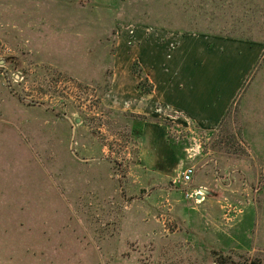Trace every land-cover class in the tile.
Returning a JSON list of instances; mask_svg holds the SVG:
<instances>
[{
	"label": "rangeland",
	"instance_id": "1",
	"mask_svg": "<svg viewBox=\"0 0 264 264\" xmlns=\"http://www.w3.org/2000/svg\"><path fill=\"white\" fill-rule=\"evenodd\" d=\"M79 9L88 23L49 37L63 55L40 57L22 0H0V264H264V52L216 129L167 119L179 160L166 177L134 165L136 120L103 102L119 29L264 45V0Z\"/></svg>",
	"mask_w": 264,
	"mask_h": 264
},
{
	"label": "crops",
	"instance_id": "2",
	"mask_svg": "<svg viewBox=\"0 0 264 264\" xmlns=\"http://www.w3.org/2000/svg\"><path fill=\"white\" fill-rule=\"evenodd\" d=\"M118 3L119 0H22L23 37H28L25 41L33 56L60 57L63 53L55 52L57 46L49 43V37L55 39L73 22L77 25L84 19L88 23L87 16L79 14V7L108 10ZM41 16L49 20V35L39 27L44 21H37ZM12 34L16 36L18 32ZM90 38H95L94 31ZM115 49L103 102L110 110L136 120L134 165L150 167L156 175L166 177L168 171L176 168L179 157L168 142V127L164 123L171 118L216 129L258 65L264 45L243 38L203 33L180 35L138 26L119 29ZM134 62L152 85L150 93L138 88L141 78L132 72Z\"/></svg>",
	"mask_w": 264,
	"mask_h": 264
},
{
	"label": "built area",
	"instance_id": "3",
	"mask_svg": "<svg viewBox=\"0 0 264 264\" xmlns=\"http://www.w3.org/2000/svg\"><path fill=\"white\" fill-rule=\"evenodd\" d=\"M1 52L5 55L8 54V50L7 49H1ZM3 55H0V65L3 64V58H2ZM194 175V168L193 167H190V166H187L184 171L181 173V182L183 184H187L188 182L191 181L192 177Z\"/></svg>",
	"mask_w": 264,
	"mask_h": 264
},
{
	"label": "trees",
	"instance_id": "4",
	"mask_svg": "<svg viewBox=\"0 0 264 264\" xmlns=\"http://www.w3.org/2000/svg\"><path fill=\"white\" fill-rule=\"evenodd\" d=\"M137 63L132 64V72L137 75H141V71L137 68ZM138 88L143 91L144 93H150L152 91V85L148 82V80L144 77L138 83ZM221 264V263H220ZM224 264V263H222Z\"/></svg>",
	"mask_w": 264,
	"mask_h": 264
}]
</instances>
